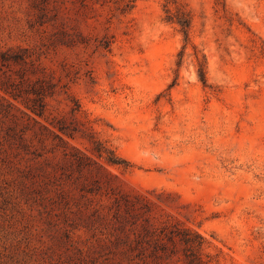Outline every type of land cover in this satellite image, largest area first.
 Listing matches in <instances>:
<instances>
[{
  "label": "rangeland",
  "instance_id": "1",
  "mask_svg": "<svg viewBox=\"0 0 264 264\" xmlns=\"http://www.w3.org/2000/svg\"><path fill=\"white\" fill-rule=\"evenodd\" d=\"M176 1L192 15L187 44L164 19L175 10L166 0H136L125 13L122 0H0V45L40 55L68 94L58 88L38 119L89 121L131 164L108 169L124 191L147 196L157 225L196 230L211 264H264V0ZM60 22L87 43L52 47ZM105 39L109 49L98 46ZM7 126L0 114V264L141 262L103 225H66L81 222L74 200L7 140Z\"/></svg>",
  "mask_w": 264,
  "mask_h": 264
},
{
  "label": "trees",
  "instance_id": "2",
  "mask_svg": "<svg viewBox=\"0 0 264 264\" xmlns=\"http://www.w3.org/2000/svg\"><path fill=\"white\" fill-rule=\"evenodd\" d=\"M135 1L122 0L121 13L128 12ZM170 4H174V11L166 7ZM165 7L164 19L178 25L187 44L190 10L176 0H166ZM70 29L60 22L51 34L50 45L87 43L79 32ZM110 43L105 39L98 46L109 49ZM196 62L198 78L206 86L205 57L196 55ZM58 88L68 94L66 85L53 81L31 47L0 45V114L8 122L7 140L37 160L45 177L56 181L58 196L67 203L74 200L81 222L66 225H81L87 230L103 225L128 260L140 259L135 264H172L169 261L174 257V264H211L213 256L203 252L206 241L202 235L170 219L157 225L147 196L120 187L117 175L108 166L127 169L131 164L96 136L89 121L60 116L46 124L38 119L47 110V98ZM74 104L71 110L79 111L80 106ZM77 136L87 141L86 150L70 142Z\"/></svg>",
  "mask_w": 264,
  "mask_h": 264
}]
</instances>
